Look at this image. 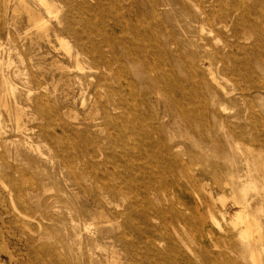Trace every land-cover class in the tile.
Masks as SVG:
<instances>
[{"label":"bare ground","instance_id":"bare-ground-1","mask_svg":"<svg viewBox=\"0 0 264 264\" xmlns=\"http://www.w3.org/2000/svg\"><path fill=\"white\" fill-rule=\"evenodd\" d=\"M124 1L129 4L113 6L117 17L110 19L103 14L102 0H2L5 14L11 13L14 21L16 15L27 16L39 40L50 42V37H55L59 47L56 50L63 51L72 64L55 61L51 66L60 73V80L67 78L66 103L70 106L76 105L72 75H83L74 76V81L82 87L80 107H87L86 117L81 120L75 108L67 105L60 108L59 100L54 98L55 106L48 104L43 111L46 126L41 131L52 145H65L59 157L66 188L75 196L84 191L87 183H99L104 190L91 201L96 207L92 224L84 219L86 205L70 211L71 216L74 213L71 221L78 222L73 227L74 236L83 238L82 246L86 237L81 231L87 233L93 226L94 231L87 236V243L93 241L90 248L95 249H88L90 260L116 264L117 251L112 250V256L104 260L95 257L99 251H107L98 244L99 236L104 231L113 233L119 219L123 227L130 224L136 228L132 216L137 212L143 219L142 241L138 237L128 240L125 234L113 238L131 250L135 251L136 246L144 250L142 255L128 251L136 255L133 264H216L222 236L235 241L238 264H264V177L260 163L255 164L257 158L241 153L246 167L253 163L254 173L233 175L225 182L242 187L237 192L232 190L237 210L226 197L219 198L230 216L220 222L212 205L202 198L206 183L198 186L194 181L199 173L197 167L181 159L183 143L167 141L162 136L173 116L191 129L192 120L203 127L210 126L211 116L214 122L220 121L224 136L233 142L250 139L249 144L264 149V108L259 111L254 105V98L264 99V0H144L146 8L137 0ZM188 2L193 3V13ZM61 4L67 10H61ZM40 8L47 11L57 27L41 16ZM167 17H171L169 25L164 21ZM221 34L226 38L221 45L215 44ZM65 36L75 39L73 48ZM252 59L257 62V70L251 66ZM226 72L234 75L230 90L225 85ZM144 76H149L150 82ZM13 84L2 70L0 107L6 108L19 129L24 115ZM26 84L27 100L37 93L42 103L49 101L46 92L41 94L42 85L37 80L33 88ZM95 90L99 91L93 93ZM102 99L105 101L100 104ZM234 121L246 125L233 124ZM249 121L253 126L247 134ZM55 123L59 133L52 128ZM203 141L209 144L213 140L204 137ZM260 160L261 157L257 159ZM120 166L127 174L118 170ZM7 168L9 173L3 179H9L1 184L4 192L16 210L18 206L27 208L38 198L36 191L47 186L45 180L21 173L22 166ZM159 170L176 179L168 182ZM20 173L22 178L18 180L15 175ZM140 177L155 181L138 184L136 178ZM120 196L122 201L129 199L122 213L107 207L118 202ZM54 201L60 200L56 197ZM155 220L160 222L158 227ZM186 232L194 234L198 247L185 240ZM53 252L62 263L57 251Z\"/></svg>","mask_w":264,"mask_h":264},{"label":"rangeland","instance_id":"rangeland-1","mask_svg":"<svg viewBox=\"0 0 264 264\" xmlns=\"http://www.w3.org/2000/svg\"><path fill=\"white\" fill-rule=\"evenodd\" d=\"M102 1V5H104L105 9L103 14L106 18L110 17V19L117 17L115 14L116 10L113 6H118V4H129L124 0ZM108 2L111 3V5L107 4ZM143 2L144 0H137L138 5L142 8H146V6L142 4ZM188 7L192 13L195 11L193 3L188 2ZM60 9L65 11L67 7L61 4ZM40 10L41 16L46 21L51 22L53 26L57 27L56 22L50 19L51 17L46 13L47 11L43 8H40ZM15 20L16 21L12 19L11 13H8V15L5 14L2 0H0V58H2V60H0L2 61L0 74L3 70L8 78L12 80V83H14L13 85L16 89L14 93L16 99L20 101L19 105L24 115L21 122L22 128L18 129L14 118L8 114L6 108L0 107V131L3 133L0 136V264H96L97 261L94 263L90 260L91 258L88 252V249H92L90 247L93 245V241L90 239L87 243V236H90L94 231V227L89 226V232H85L84 234L81 231L83 237L85 236L86 239L82 242V246H80V242L83 241V238L80 239L74 236L73 227H77L78 222L75 223L71 221L74 213L73 216H71L70 211L72 210L74 212V209L78 208L80 204L86 205V209L83 208L86 215L84 219L92 224V214H94L93 211L96 207L91 201L98 196V194H104L103 187H100L101 185L99 183H87L84 191H82L80 195L75 196L72 191L64 185L63 176L61 174L63 171L61 167L62 160L59 156L60 152L65 148V145L63 142H57L52 145L49 140L46 141L44 139V135L41 132L46 126V116L43 111L46 106H55L54 98L59 100L60 108L67 105L69 109L75 108L78 114H80L81 120L86 117L87 107H80L82 87L74 81L76 80L74 76L79 78L83 77V75L77 72L72 75V88H74L75 92L76 105L70 106L66 103V92L69 89L65 84L67 78L64 76L62 80H60V73L57 71L55 72L51 66L55 61H64L70 66H72V64L68 62L63 51L56 50V48L59 47L55 37L51 36L49 39L50 42L48 40H39V38L35 36L36 29L30 27V24L27 23V16L24 14H22V16L19 14V17L16 15ZM170 20L171 17L164 18L165 24L169 25ZM194 31L197 33L198 29L195 28ZM65 37L73 48V45L75 46V39L69 36ZM255 37L256 36L252 38ZM225 38L226 35L221 34L217 42H213L221 45V41ZM215 44L213 43L212 45L214 46ZM10 61H12L11 65H9ZM251 62L253 70H257V62L253 59ZM16 69H19V71L15 75ZM233 76L231 72L225 73V85L229 90L233 88ZM144 78L145 81L147 80V82H150L149 76H144ZM35 80L42 85L41 94L47 93V99H49V101L46 104L42 103V100L40 101L37 98L39 96L37 93L31 96V101L27 100V86L25 85H27L26 83H30L29 86L33 88V86H35ZM98 91L99 90H95L93 93H97ZM7 99L10 103H13L11 95H8ZM104 101L105 99H102L100 104ZM254 105L257 110L259 109V111H262V108H264V99L259 100L254 98ZM97 106L100 105L97 104ZM229 108H232L231 105H229ZM208 119L210 120V126L204 127L197 121L192 120L191 129L189 125L187 126L186 122L173 116L169 119L170 125L162 132V136L167 141L176 140L183 143L179 151L180 154H182L181 159L191 166L197 167L199 173L196 174L194 181L198 186L206 183L207 190L206 193H202V198L205 202L212 205L215 217L221 222L223 217L229 219L230 216L225 213V207L222 202H219V198L222 196L226 197L229 205L235 209L234 201L231 199L232 190L234 189L237 192L239 187H242L239 183H237V187H231L225 185V182L233 175L254 173L253 163L251 162L250 165L248 164L247 169L246 165L242 162L241 153L248 157L255 156V159L261 157L260 161L256 159L255 164L257 166V163H260L262 166L260 170L263 178L264 149L249 144L248 142L250 139H244L246 141L243 142L240 140L233 142L228 137L224 136V133L221 131V126L219 125L220 121L216 120L214 122L211 116H208ZM232 123H240L243 126L246 125L243 121H234ZM252 126V121H249L247 129L245 130L247 134L252 132ZM52 128L57 133L60 132L56 123L52 125ZM204 137L213 141L208 144L203 141ZM27 142L28 146L29 144L32 146V150L28 149L26 146ZM247 148L249 149L247 150ZM115 153L118 154L119 151L115 150ZM7 166H22L24 171L21 173L31 178L44 179V183L47 185H42L36 191L38 198L34 200L30 206L27 208L18 206L19 211L12 206L2 187L3 182L9 179V176L5 178V180L3 179V175L9 173V168H7ZM118 170L127 174V171L122 166H120ZM21 173L15 175L16 179L20 180L22 178ZM158 173L162 175V178L165 177L168 182L176 179V176L170 175V173H167L165 170L162 172L159 170ZM217 178L219 180H217ZM136 180L138 184H144L145 182H154L155 178L143 179L140 177L136 178ZM113 182L116 183V180H113ZM129 192V190L126 191L127 194H129ZM252 194L253 192L250 193L251 196ZM129 196L131 197L132 195L130 194ZM56 197L59 198L60 201L55 202L54 199ZM47 198H51L47 201L49 203L45 202ZM121 198V196L118 197V202L107 207L113 210L118 209L121 213L124 212L125 208L128 206L129 199L122 201ZM118 203L122 206L116 208ZM47 204H50L49 207H46ZM21 211L24 215H20L19 212ZM132 218L137 223L136 228L132 229L130 224L127 228L123 227V221L119 219L116 222L119 225L118 227L116 226L117 228L113 233L110 234L104 231L101 236L97 235L99 236L98 244L100 243L107 249V251H99L95 255L97 260H104L107 255L112 256L113 251H117L116 256L118 257V263L116 264H133L132 260L136 255L133 256V254H129V252H136L141 255L144 254V250L139 248L140 246H136L134 251L131 250V248H126L123 243L114 242L113 240L114 236L125 234L128 240L138 237L139 241H142V237H145L143 219L139 217L137 212L134 213ZM153 223L157 227L160 225V222L156 220L153 221ZM224 224L226 223L224 222ZM135 230H137V232ZM220 236L219 234L218 237ZM184 238L186 241L188 240L189 243L198 247V245L195 244L196 240L193 233L186 232ZM234 243L235 241H230L228 237L224 239L222 236V238L219 239V246L222 249L220 250L221 253L217 258L216 264H238L236 261L238 252L235 246H233ZM53 249H55L57 254L62 258V263L57 259ZM92 252H95V249H92Z\"/></svg>","mask_w":264,"mask_h":264}]
</instances>
